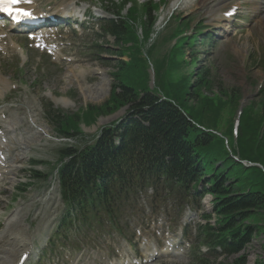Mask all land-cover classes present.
I'll return each instance as SVG.
<instances>
[{
	"label": "rangeland",
	"instance_id": "1",
	"mask_svg": "<svg viewBox=\"0 0 264 264\" xmlns=\"http://www.w3.org/2000/svg\"><path fill=\"white\" fill-rule=\"evenodd\" d=\"M46 1L55 3V5H69L77 2L78 6L83 9L87 8L88 3L91 2V0ZM138 1L140 2L139 4H142L152 0ZM181 2L175 9H172L171 5L164 8L159 14L161 19L167 20L169 15L176 10L173 14L185 18L190 17L192 24L202 22L203 26L210 31L216 33L223 32V30L214 29L216 27L215 24H217V22H213V19L217 16L215 8L213 10L215 12L211 14L207 13V10H211L214 4L211 7L206 4L199 7V0H181ZM187 2H189L190 7L186 10ZM258 3L256 0L248 2L247 8L249 10L241 11L240 14L242 17L240 21L241 25L238 23L234 24L230 28V32L221 39L214 41L212 46L206 48L197 46L199 54L198 66L206 67L213 76L210 87L211 91L217 93L220 88L238 92L245 106L257 100L259 85L264 84V18L260 14L262 12ZM92 4L95 7L92 11L101 17L110 16L107 13V16L101 14V9L103 11H115L111 7H100L95 0H93ZM141 7L139 6L140 9ZM224 26L227 27L228 24L224 23ZM94 33H99V28H94L93 33L85 32L86 35L82 37L77 36L76 39L70 38L72 44L66 51L68 52V57L72 58V61L68 62L70 59H67L64 53L62 57L67 60H57L60 67L46 66L42 56L26 51L25 46L27 48V45L23 40H17L18 43H16L26 52L24 53L25 57L21 58V60L15 57L17 60H13V56L15 55L11 54L0 61V78L5 83V85H0V109L5 113L6 122L15 124V133L19 145L21 143L25 145L23 153L26 159L24 162L17 164L24 169L28 168L27 164L31 160L54 163L57 158L56 145L37 136L35 130L28 123V117L30 116L34 123L44 129L50 136L55 135L53 128L48 124L42 113V104L50 102L47 98L49 94H52L57 99L66 100V108L64 105L61 106H63L62 110L68 114H74L86 106H99L108 99L110 85L113 80L110 73L114 72L113 66H115L119 58L116 55L102 56L104 57L103 60L112 61L109 66L105 62L98 61V58L94 54V49L90 48V44H102L108 47L112 46L113 39L103 40L102 38L93 36ZM169 45L170 43H167L163 46L161 50L162 54ZM155 55L156 50L152 52V57L155 58ZM26 63L28 64L25 65L23 71L16 70L17 67H22ZM155 65L156 62L153 59L154 68ZM124 111L125 109H121L119 114L117 112V115L114 117L103 118V120L98 122V125L104 126L109 124L120 118L124 114ZM91 129V131L88 129L85 131L92 134L96 130L95 127ZM19 134L21 138H19ZM21 151L18 152V155H20ZM28 160L30 161L28 162ZM40 169L47 172L44 166L40 167ZM20 182L33 181L28 179L24 171H20L19 173L16 171L14 178L8 180V184L5 185L4 194L0 195V222L4 223L3 218H8L9 215L21 210L20 215L23 217V224H29L31 229L33 227L38 229V235H41V233L47 234L54 226L55 218H57L62 207L57 191L52 190V194L48 195L49 191H47V188H41L37 184L34 188L28 189L25 194L21 195L19 200H14L18 196L14 188ZM19 187L21 188V186ZM12 200L15 202L8 203ZM11 208H15V211ZM17 219L18 215L12 216L10 222L12 223L13 220ZM2 231L3 228H0V233ZM119 245L124 244L120 243ZM251 245L247 250V264H252L256 257H260L264 261V236L257 238L256 241L254 240ZM145 249L149 248L146 246ZM104 250H106L104 247L95 248L92 258L100 262V251ZM53 251V249L49 250L46 253V257L52 254ZM126 251V249L123 250V252ZM133 253L135 252L133 251ZM141 254L145 255L144 250L141 251ZM49 258L51 259V257ZM229 260L232 261V259ZM228 262L225 261L226 264ZM154 264H187V259L181 260L178 257L171 261L167 260Z\"/></svg>",
	"mask_w": 264,
	"mask_h": 264
},
{
	"label": "trees",
	"instance_id": "2",
	"mask_svg": "<svg viewBox=\"0 0 264 264\" xmlns=\"http://www.w3.org/2000/svg\"><path fill=\"white\" fill-rule=\"evenodd\" d=\"M132 63L140 61L134 56ZM138 68V64L120 65L121 75L117 80L122 93L118 96L112 94L104 105L88 107L85 114L78 112L71 116L58 115L53 119V123L65 133L76 129V123L80 119L88 117L93 120L100 115L110 114L124 104L136 102L140 105L139 108L145 109L142 114L139 113V117L148 126L138 125L123 130L120 134L122 149L117 156L104 143L96 144L101 145V153L91 160V164L84 163L85 180L94 173L107 171L102 169H114L120 174L119 184H123L124 195L128 197L140 188L141 181L155 168L152 166L134 178L130 174V164L133 163L134 168H139L146 166L149 161L146 157L140 163L133 162L138 154L142 157H156L155 164L160 159H167L169 167L164 173L194 175V172L208 181L206 184L210 186L214 196L213 208L217 217H222L224 222L230 224L239 220L238 226L234 228L240 230L238 246H249L252 242L251 233L264 236V177L256 169L245 170L240 164L234 163L216 136L203 133L188 121L229 135L239 96L223 90H219L218 95L214 94L213 98L204 96L201 92L208 90L210 83L205 80V72L201 71L194 86L188 78L174 84V88L171 86V98L180 110L167 103L157 104L155 96L149 94L137 101L132 77L137 74ZM238 152L242 159L248 161L262 162L264 159V95L243 111L239 126ZM216 165H219L217 169ZM79 178L83 183L82 177ZM227 182L230 184L226 187L224 183ZM249 187L251 190L244 195L245 188ZM77 188L79 185L75 190ZM67 193L71 199L76 191L68 189ZM228 230H231L229 226ZM238 250L235 249L234 252ZM238 264H246V259H241ZM256 264L264 263L257 261Z\"/></svg>",
	"mask_w": 264,
	"mask_h": 264
},
{
	"label": "snow or ice",
	"instance_id": "3",
	"mask_svg": "<svg viewBox=\"0 0 264 264\" xmlns=\"http://www.w3.org/2000/svg\"><path fill=\"white\" fill-rule=\"evenodd\" d=\"M30 0H0V12L13 15L14 19L19 20L21 17H28L30 13L23 9L14 8L13 6L19 3H29Z\"/></svg>",
	"mask_w": 264,
	"mask_h": 264
},
{
	"label": "bare ground",
	"instance_id": "4",
	"mask_svg": "<svg viewBox=\"0 0 264 264\" xmlns=\"http://www.w3.org/2000/svg\"><path fill=\"white\" fill-rule=\"evenodd\" d=\"M228 1H230V0H221V3H225V2H228ZM263 5V4H262ZM211 7V6H210ZM213 7V6H212ZM264 7V6H263ZM32 8V7H31ZM211 9V8H210ZM98 73V72H97ZM2 83H4V82H2ZM54 103L55 104H60V102H58V101H56V100H54ZM11 222H10V220H9V222H8V225H7V227H6V230L4 231V232H8L10 229H11ZM4 232H2V234H0V240L1 239H3V240H6L7 238H4V236H3V234H5ZM26 239V242L23 244V248L25 249V250H27L28 248H29V245L31 244L29 241H30V237H26L25 238ZM22 250V251H25V250ZM22 251H17L14 255H13V257L12 258H10V257H6V258H4V254H0L1 256H0V264H14V262L16 261L15 260V257H16V259H17V257L19 256V254L20 253H22Z\"/></svg>",
	"mask_w": 264,
	"mask_h": 264
}]
</instances>
